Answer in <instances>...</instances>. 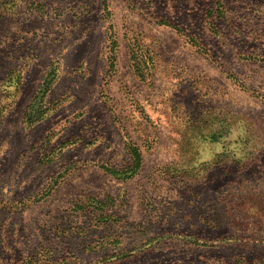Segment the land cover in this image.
Instances as JSON below:
<instances>
[{"label":"rangeland","instance_id":"obj_1","mask_svg":"<svg viewBox=\"0 0 264 264\" xmlns=\"http://www.w3.org/2000/svg\"><path fill=\"white\" fill-rule=\"evenodd\" d=\"M0 264H264V0H0Z\"/></svg>","mask_w":264,"mask_h":264},{"label":"clouds","instance_id":"obj_2","mask_svg":"<svg viewBox=\"0 0 264 264\" xmlns=\"http://www.w3.org/2000/svg\"><path fill=\"white\" fill-rule=\"evenodd\" d=\"M221 126L214 124L212 130ZM211 133L205 130L202 135L193 138L195 157L191 168L199 169L202 165L212 164L217 156L228 154L236 160L244 159L246 149L244 140L247 137V128L243 121H238L228 128L227 133L220 140L212 141Z\"/></svg>","mask_w":264,"mask_h":264},{"label":"trees","instance_id":"obj_3","mask_svg":"<svg viewBox=\"0 0 264 264\" xmlns=\"http://www.w3.org/2000/svg\"><path fill=\"white\" fill-rule=\"evenodd\" d=\"M112 44L114 45V41L111 39ZM112 59V64H113ZM128 153L130 157V163L128 166V176L129 178L132 177L136 172L140 169L141 164H142V154L139 151L137 147H135L133 144L128 146ZM256 211H253V214H255Z\"/></svg>","mask_w":264,"mask_h":264}]
</instances>
